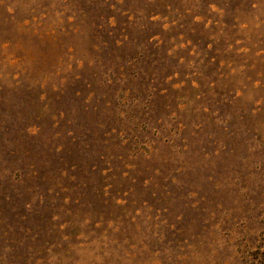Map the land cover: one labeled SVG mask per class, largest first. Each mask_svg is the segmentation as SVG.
<instances>
[{
  "label": "rangeland",
  "instance_id": "obj_1",
  "mask_svg": "<svg viewBox=\"0 0 264 264\" xmlns=\"http://www.w3.org/2000/svg\"><path fill=\"white\" fill-rule=\"evenodd\" d=\"M0 264H264V0H0Z\"/></svg>",
  "mask_w": 264,
  "mask_h": 264
}]
</instances>
